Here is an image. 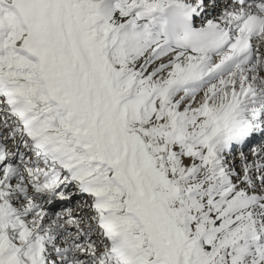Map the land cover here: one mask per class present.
Wrapping results in <instances>:
<instances>
[{
  "label": "snow or ice",
  "instance_id": "obj_1",
  "mask_svg": "<svg viewBox=\"0 0 264 264\" xmlns=\"http://www.w3.org/2000/svg\"><path fill=\"white\" fill-rule=\"evenodd\" d=\"M0 264H264V0H0Z\"/></svg>",
  "mask_w": 264,
  "mask_h": 264
},
{
  "label": "bare ground",
  "instance_id": "obj_2",
  "mask_svg": "<svg viewBox=\"0 0 264 264\" xmlns=\"http://www.w3.org/2000/svg\"><path fill=\"white\" fill-rule=\"evenodd\" d=\"M245 151L247 152V151H248V149H245ZM237 160H238V157H237Z\"/></svg>",
  "mask_w": 264,
  "mask_h": 264
}]
</instances>
